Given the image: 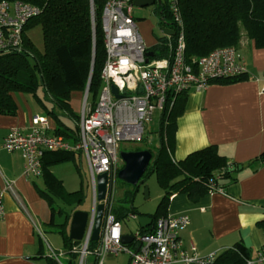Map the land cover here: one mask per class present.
I'll list each match as a JSON object with an SVG mask.
<instances>
[{"label":"built area","instance_id":"1","mask_svg":"<svg viewBox=\"0 0 264 264\" xmlns=\"http://www.w3.org/2000/svg\"><path fill=\"white\" fill-rule=\"evenodd\" d=\"M167 1L172 15V35L176 38L171 55L164 58H150L134 15V0L106 1L102 18L106 46L103 86L94 106L88 102V96L84 98L77 122L78 139L57 133L49 117L38 114L28 131L13 128L4 139L3 149L21 151L25 159L23 175L29 178L42 175L46 151L79 152L87 162L89 189L75 203L87 212L82 238L64 246L66 256L55 254L46 240L49 256L56 257L60 264H214L217 258L215 252L202 254L194 244H185L181 231L191 222L186 213L159 217L150 224L152 231L146 233L141 229L136 233L124 232L122 221L114 213L115 181L124 167L121 144L142 141L145 124L156 112L168 114L181 93L191 89L203 91L213 80L235 78L248 72L235 45L217 48L189 61L180 0ZM40 13L41 8L29 2L0 1V52L22 51L26 23ZM113 86L120 96L113 92ZM261 91L264 92V83ZM220 177V172L214 171L204 181L210 193L224 191L218 185ZM11 196L26 211L17 195L16 179L0 169V221L6 213L5 200ZM101 204L102 222L98 239L94 240ZM70 205L69 197L57 206L62 209ZM138 216L129 213L126 219H138ZM124 234L133 237L134 246L122 242ZM122 256L127 257L125 263L118 261ZM246 264H264V245L255 257L246 259Z\"/></svg>","mask_w":264,"mask_h":264},{"label":"trees","instance_id":"2","mask_svg":"<svg viewBox=\"0 0 264 264\" xmlns=\"http://www.w3.org/2000/svg\"><path fill=\"white\" fill-rule=\"evenodd\" d=\"M2 1V0H0ZM16 1V0H7ZM41 8V13L26 23L23 32V50L0 52V114L16 115L18 104L14 93L32 95L42 106L47 116L57 122V133L68 139H78V115L73 111L70 100L75 91L84 93L89 85L88 102L94 106L103 86L102 71L106 62L105 35L103 31V9L107 0H22ZM159 3L157 12L162 15L160 25L173 30L172 15L168 1L165 6ZM185 22L186 53L189 61L209 54L211 51L227 46H238L242 33L254 40L259 48L264 47V0H180ZM40 25L44 49L40 50L28 31ZM176 36H164L148 48L150 58L169 57ZM246 78V74L212 82L230 83ZM211 82V83H212ZM40 91L43 95L40 94ZM188 91L181 93L171 111L161 113L160 143L153 151L147 170L133 187L128 197L130 206L114 207V213L122 221L129 213L147 215L155 223L159 217L167 216L171 196L186 193L193 201L199 200L210 192L204 181L219 171L220 179L231 176L234 163L222 155L216 145H210L188 154L184 159L173 157V145L177 120L185 112ZM61 116L71 117L74 126H68ZM143 150L137 148L133 151ZM264 160V153L261 155ZM43 184L39 191L50 208L55 207L76 193H69L62 181L55 176L51 167L57 163L72 161L82 174L83 162L80 153L74 151H48L43 156ZM123 168V167H122ZM157 175L164 195L154 214H140L132 202L135 193L145 184V177ZM219 179V180H220ZM218 185L222 187L219 183ZM82 191V190H81ZM84 192V191H83ZM85 195V192L83 193ZM79 205L58 210L65 211V222L56 221L55 228L64 230L66 245L72 240L65 231L72 213ZM143 233L151 232L153 225L142 228ZM134 246V242L128 244ZM252 255L249 249L238 243L232 248L221 251L214 264H246ZM45 264H60L54 256L45 257Z\"/></svg>","mask_w":264,"mask_h":264},{"label":"crops","instance_id":"3","mask_svg":"<svg viewBox=\"0 0 264 264\" xmlns=\"http://www.w3.org/2000/svg\"><path fill=\"white\" fill-rule=\"evenodd\" d=\"M155 13L160 22L162 15ZM146 31L145 28V37L142 36L148 48L156 45L160 38L171 35L161 31L153 39ZM238 49L248 68L246 78L230 83L212 82L203 91L188 90L186 109L177 120L173 145V157L177 160L216 145L219 152L234 163L231 176L219 180L223 192H209L197 201L191 200L186 193L174 194L168 213L190 216L191 222L181 231V237L186 245L194 244L202 254H219L241 243L255 257L264 245V160L261 158L264 153V92L261 91L264 47H257L244 30ZM20 94L21 100L16 97L17 114H0V169L16 179L17 195L26 211L12 196L5 200L6 213L0 221V264H45V257L50 255L49 247L31 212L55 209L43 225L47 230L57 231L66 245L64 230L53 227L58 218V204L50 208L42 197L39 191L42 175L30 178L23 175L25 159L21 151L8 152L2 147L11 129L28 131L33 117L42 115L40 110L44 111L32 95ZM83 94L81 91L72 93V109V98L76 100ZM48 117L55 129L57 122ZM55 165L50 169L56 176ZM57 178L64 186L63 176ZM80 197V194L71 195L70 206ZM118 261L125 263L127 257L122 256Z\"/></svg>","mask_w":264,"mask_h":264},{"label":"rangeland","instance_id":"4","mask_svg":"<svg viewBox=\"0 0 264 264\" xmlns=\"http://www.w3.org/2000/svg\"><path fill=\"white\" fill-rule=\"evenodd\" d=\"M157 7H159V3L157 2L153 5L135 7V18L137 19V24L139 26L141 34L144 35L145 32L143 31L146 28L147 34L150 35V37L153 39L154 37L156 38L161 34V30L159 28V18L157 16V13H155L157 11L154 10ZM28 33L36 44L37 48L43 50L44 44L41 26L36 25L32 27L31 29H29ZM40 94L43 95L41 91ZM20 95V93L15 92V100L16 97L18 98V100H21ZM77 98L78 99L76 100L72 98V106L75 114L81 116L82 109L84 107L85 90L84 94L80 95ZM39 113L42 115H46V113L41 110L39 111ZM51 118L54 120L53 117ZM160 118L161 113L156 112L153 119L145 124V133L142 141L122 143L120 151H133L137 148L152 149L153 151H155L160 143ZM61 119L68 126H74V121L71 117L61 116ZM82 162V174L78 172V170L75 168L74 162L72 161L57 164L53 169L56 173V176H63V180L65 181L64 187L67 188L69 193H76L78 195L80 194L81 197H84L86 196L89 189V171L86 160L82 158ZM145 185H147L149 188L148 198H146L145 194L143 193V187ZM83 191L85 192V195L83 194ZM132 193L133 187H131L129 183L118 177L115 181V206H130V199L128 197ZM163 195L164 190L158 182L157 175L155 173H151L145 177V184L142 185V188L137 193H135L132 204L135 207V210L140 214H154L157 211L158 205ZM66 210H64V213ZM64 213L61 212L58 214V222H65ZM122 226L127 233H136L140 229L138 219L134 218H130L129 220H127L126 217L123 218ZM65 231L66 233L70 232V224L66 226Z\"/></svg>","mask_w":264,"mask_h":264},{"label":"water","instance_id":"5","mask_svg":"<svg viewBox=\"0 0 264 264\" xmlns=\"http://www.w3.org/2000/svg\"><path fill=\"white\" fill-rule=\"evenodd\" d=\"M134 3L136 6H147V5H153L156 3V0H134ZM160 3V1H158ZM93 4V0H92ZM159 28L163 32H168L170 34H174V31L172 29H168L163 25H159ZM149 55H153V52L148 53ZM90 85V81H89ZM89 85L87 86L85 90V98L88 96L89 93ZM113 92L117 94V96H120L118 94V89L113 86ZM121 158L124 161V167L119 171L118 177L125 182L137 185L140 178L143 176L145 171L148 168L149 163L152 160V152L149 149H143L139 151H121L120 152ZM103 178H106V174L102 175ZM143 193L145 194V197H149V188L147 185L143 187ZM102 214H103V205L98 206V214H97V220L96 225L93 233V239H98V234L102 222ZM86 220H87V212L82 209L75 210L71 215L70 220V232H69V238L71 240H80L83 236L85 226H86ZM153 219L150 216L147 215H139L138 216V222L142 228L147 227L152 223ZM133 240V237L131 235L124 234L122 236V242L129 244Z\"/></svg>","mask_w":264,"mask_h":264},{"label":"bare ground","instance_id":"6","mask_svg":"<svg viewBox=\"0 0 264 264\" xmlns=\"http://www.w3.org/2000/svg\"><path fill=\"white\" fill-rule=\"evenodd\" d=\"M55 213V209H51L49 211H45L42 213H34L31 212V214L33 215V218L35 220V222L38 224L42 235L44 236V238L48 241L50 247L52 248V250L54 251L55 254L59 255V256H66L63 253V249H64V244L61 238V235L53 230H47L44 228L43 223L45 222V219L51 215H53Z\"/></svg>","mask_w":264,"mask_h":264},{"label":"flooded vegetation","instance_id":"7","mask_svg":"<svg viewBox=\"0 0 264 264\" xmlns=\"http://www.w3.org/2000/svg\"><path fill=\"white\" fill-rule=\"evenodd\" d=\"M165 4H166V0H162L161 5L165 6Z\"/></svg>","mask_w":264,"mask_h":264}]
</instances>
